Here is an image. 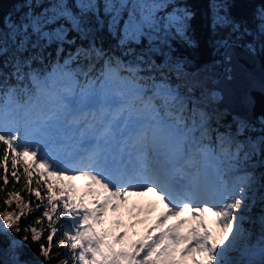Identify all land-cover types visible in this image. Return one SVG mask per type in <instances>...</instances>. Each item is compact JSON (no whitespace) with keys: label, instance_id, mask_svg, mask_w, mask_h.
I'll return each instance as SVG.
<instances>
[{"label":"snow or ice","instance_id":"6c2138e0","mask_svg":"<svg viewBox=\"0 0 264 264\" xmlns=\"http://www.w3.org/2000/svg\"><path fill=\"white\" fill-rule=\"evenodd\" d=\"M172 2L23 0L27 10L6 19L0 57L18 84L0 103V191L11 177L3 203L15 202V209L0 212V230L19 233V221L39 213L21 240L30 234L41 264L59 257L58 264H246L226 256L246 237L243 221L252 218L242 213L256 204L255 194L245 203L256 181L251 173L230 174L253 156L264 157V118L259 136H249L255 126L237 117L234 132L215 131L211 142L209 114L200 107L209 93L171 56L173 39L192 43L193 13L165 11ZM211 7L214 49L230 63L252 32L226 11L221 15L225 5L212 0ZM257 16L264 35V8ZM104 32L115 41L107 49ZM244 47L255 51L254 43ZM211 72L205 69L208 78ZM197 157L203 163L192 170ZM77 180L85 182L82 191ZM148 192L163 205L150 224L155 203L129 207V198ZM122 210L134 222L124 225ZM255 222L264 254V210ZM137 225H147L142 234L118 231Z\"/></svg>","mask_w":264,"mask_h":264},{"label":"trees","instance_id":"16d2710c","mask_svg":"<svg viewBox=\"0 0 264 264\" xmlns=\"http://www.w3.org/2000/svg\"><path fill=\"white\" fill-rule=\"evenodd\" d=\"M217 3L225 5V8L221 10V15L226 11L231 18L241 24L242 29L248 28L252 35H247L240 41L243 45L245 44H253L255 45V53L261 61L262 68L264 71V35L258 34V27L261 23L260 19L257 16V13L260 9L264 8V0H216ZM23 0H0V31H6L4 25L7 18H11L13 20L17 19V17L21 14L22 11H26L27 9L21 8V4ZM212 0H173L172 4L165 9L166 11H171L173 7L177 8H187L192 13V19L189 21L190 27L187 32V36L192 41L191 44L181 40L179 37L173 39L171 41V56L173 59H179L185 66V71L191 74L188 79L191 81L192 79L201 80L203 83V88L207 89L208 93L213 89L215 82L222 72V59L221 52H218L214 49L212 41L215 39V36L212 30L209 27L210 17L212 15ZM36 11H40L39 8ZM226 31V30H225ZM223 33H221L222 35ZM74 35V34H72ZM103 37V43L105 49L109 48L110 45H114L115 41L112 40L110 36H108L107 32L99 34ZM167 51V49H165ZM116 55H119V52H116ZM5 57H0V72L3 74L0 75V93L3 91H8L10 88L16 87L18 81L14 75H12L13 69L10 65H5L4 60ZM162 59V57L158 58ZM215 62V63H214ZM47 63V62H45ZM36 70H40L39 65H33ZM73 67V66H72ZM212 69L211 78H208V75L205 73V69ZM48 68L47 70L49 71ZM171 82L176 85L180 83V80L172 74ZM3 95V94H1ZM196 99L201 100L200 91H197L195 94ZM2 103V102H0ZM191 104H189V108H191ZM200 107L209 114V124L211 128L214 130L212 134V143L215 142V131H219L220 133H224L228 130L235 131L236 124L234 123V118L239 116L233 115V113L228 111H217V104L209 99V95L207 99L201 100ZM190 115V113H189ZM241 120H245L239 117ZM263 118L259 115L254 120L248 122L255 126L254 130L249 133V136H259V121ZM246 121V120H245ZM239 139H243L240 137ZM210 142L209 140H204ZM218 150V149H217ZM3 146L0 145V154H2ZM219 151V150H218ZM262 156H253L251 159L258 160V163L255 164L253 172L256 177V183L253 184V188L249 191V199L246 200V204L251 203V197L253 194L257 197L256 204L252 207L250 212H243L242 214L246 217H251V220L245 219L243 221V228L246 230V237L243 241L238 243L237 247L230 251L227 256V261H239L244 260L247 262H251V264H264V255L260 258H255L253 256H245L242 255L241 252H238L243 244L259 241V237L261 235L260 226L255 221L257 217L262 214V210H264V201L259 199L260 196L264 195V164L260 163L259 160ZM244 161L243 163H246ZM3 175L2 169H0V176ZM9 185L7 188H4V191H0V212L6 210H14L15 202L12 206H6L3 203V200L6 198V192L12 189V180L9 177ZM3 187V182L0 180V188ZM21 187L20 184L16 185V188L19 189ZM21 195L27 201L29 196L26 192H22ZM34 199V198H33ZM39 213H33L28 215L26 218H22L19 221V226L21 231L17 233L15 228L11 230H0V264H41L42 258L39 256V245L34 244L31 241L30 234L29 240L25 243L21 240V237L26 235L23 231V228L31 223L35 216ZM68 218L65 217L61 221H67ZM39 227L38 225H35ZM47 233H45L46 237ZM60 233L57 234L59 236ZM55 244V240H54ZM63 251L61 249L53 248V252ZM63 257L53 258L50 261V264H58V260Z\"/></svg>","mask_w":264,"mask_h":264},{"label":"water","instance_id":"95a60500","mask_svg":"<svg viewBox=\"0 0 264 264\" xmlns=\"http://www.w3.org/2000/svg\"><path fill=\"white\" fill-rule=\"evenodd\" d=\"M222 55H223V52H221V59H222ZM222 63H223L222 72H221L218 80L214 84V87L219 89L220 93H221V97H222L221 102H220L221 106L226 108L229 112H231L233 114H237L239 116H243V117L247 118L248 121L254 120L259 114L263 115V113H261L260 110L259 111L256 110L254 114H250V112H248L249 116H244L242 114H239L238 112L233 111L232 109L229 108V104H228L226 94H224L222 92L223 83L229 85L230 90H234V91L237 90L238 92H240V91L243 92L241 87H242V84L244 83V81L242 82L241 79H242L243 73H246V72H244L242 70V67H246L247 70H250V71H248L249 73L246 76V78L250 77L254 83L247 81L244 84L245 85L246 84L254 85L257 87L259 86V90H260V92H262L261 95L264 96V71L262 68L260 58L255 53L249 52L244 47V45L239 42V46L235 47L232 51L231 62L230 63L222 62ZM228 77H231V78L229 79ZM237 91H235V93H237ZM233 95L235 97L237 96L236 94H233ZM244 97L248 98L249 95L244 94L243 98ZM232 98L234 99L233 96H232ZM235 101H241V100H238V98H237V100H235ZM239 103H241V102H239ZM233 104H237V103L233 102ZM243 111H248V110H246V109L244 110V108H243Z\"/></svg>","mask_w":264,"mask_h":264},{"label":"bare ground","instance_id":"6f19581e","mask_svg":"<svg viewBox=\"0 0 264 264\" xmlns=\"http://www.w3.org/2000/svg\"><path fill=\"white\" fill-rule=\"evenodd\" d=\"M242 70L244 72H246V73H243V75H242V79H241L242 82L244 81V83H246L247 81H250V82L254 83L250 77L246 78V76L249 73L248 71H250V70H247L246 67H242ZM244 83L242 84V87H241L243 92H241V91L238 92L237 90H235V91H237V93H235L234 90H230L229 85H227L225 83H223V87L221 86L223 88V89L221 88L222 92L224 94H226V96H227L229 108L235 112H238L239 114L244 115V116H249L248 112H250V114H254V112H255L254 110H257V111L260 110V112L263 113V115H264V96L261 95L262 92H260L259 86L257 87V86L249 85V84L245 85ZM233 94H236L237 96L235 97ZM244 94L249 95L250 98L249 97L243 98ZM232 96L234 97V99L236 98L235 100H237V98H238V100H241V101H235L232 98ZM233 102H235L237 104H233ZM239 102H241V103H239ZM243 108H244V110L246 109L248 111H243ZM161 211H163V207H162Z\"/></svg>","mask_w":264,"mask_h":264},{"label":"rangeland","instance_id":"374dc122","mask_svg":"<svg viewBox=\"0 0 264 264\" xmlns=\"http://www.w3.org/2000/svg\"><path fill=\"white\" fill-rule=\"evenodd\" d=\"M46 6V5H45ZM166 11V10H165ZM217 92H218V90H216ZM219 92L217 93V96H215V97H213L212 95H211V93H210V95H209V98L210 99H212V100H214L215 101V103H218V101H216V99L219 97ZM254 111H256V110H254ZM255 113V112H254ZM260 115V114H259ZM264 116V115H263ZM258 163V160H256V159H251L250 161H247L246 163H243V166L238 170V171H236V173H235V175H243L245 172H247V173H251L254 177H255V174H254V172H253V169H254V167H255V164H257ZM235 175H233V176H235ZM255 180H256V177H255ZM75 183H76V185H77V187H80V186H84V181H82V180H77V181H75ZM252 188H253V185H252ZM110 214V217L112 218V214L111 213H109ZM118 216H119V213L117 214ZM120 218V217H119ZM121 219V218H120ZM122 221V220H121ZM246 246H247V244H244L240 249H241V251L242 250H244V249H246Z\"/></svg>","mask_w":264,"mask_h":264}]
</instances>
